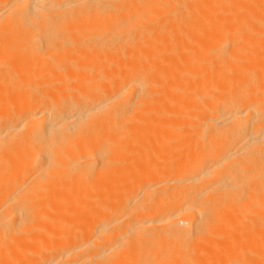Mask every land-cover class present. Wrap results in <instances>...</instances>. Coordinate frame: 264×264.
I'll return each mask as SVG.
<instances>
[{
	"label": "bare ground",
	"instance_id": "1",
	"mask_svg": "<svg viewBox=\"0 0 264 264\" xmlns=\"http://www.w3.org/2000/svg\"><path fill=\"white\" fill-rule=\"evenodd\" d=\"M0 264H264V0H0Z\"/></svg>",
	"mask_w": 264,
	"mask_h": 264
}]
</instances>
